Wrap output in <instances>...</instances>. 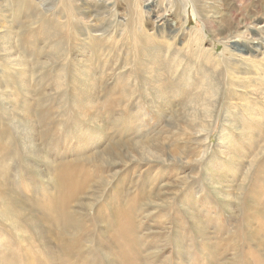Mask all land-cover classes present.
I'll return each mask as SVG.
<instances>
[{
    "label": "rangeland",
    "instance_id": "rangeland-1",
    "mask_svg": "<svg viewBox=\"0 0 264 264\" xmlns=\"http://www.w3.org/2000/svg\"><path fill=\"white\" fill-rule=\"evenodd\" d=\"M11 1L0 0V264H26V259L35 257L36 262L51 264L45 257L48 248L57 254L55 264L64 261L114 264L113 260L118 263L116 259L121 260L124 256L122 250L131 253L129 247H118L123 241L135 245L132 249L139 254L136 258L152 257L158 260V264H264V208L254 203L256 191L264 195V187L258 183L262 174L253 167L249 170L254 156L262 160L264 152L260 147L255 149L252 140L259 133L252 132L253 127L247 124L251 112L242 113L238 107L239 118L228 125L229 129H225L220 139L227 103L223 94L203 161L195 163L193 154L187 149L186 155L169 151V162L174 159L175 164L169 167L173 171L168 178L160 182V186L167 184L162 189L165 194L160 198L163 205L159 212L141 215L132 207L130 198L125 203L123 200L126 183L135 179L132 176L134 171L106 170L104 136L107 127L113 128L109 134L115 138V143L133 136L130 131L151 138L166 124L167 129L174 132L172 117L169 115L163 119L162 125L156 122V116L150 126L130 127L129 134L120 138L116 126L109 125L105 108L103 111V96L94 103L102 107L101 112L92 111L86 91L78 94L81 88L72 85V74L76 73L72 63L66 67L65 73L62 72L67 87L64 83L59 84L62 80L59 79L53 39L57 35L56 24L69 22L68 8L85 16L95 13L82 22L92 21L93 29L102 28L101 32L121 35L125 29H133L137 16L148 14L150 3L147 0H107L110 4L108 10V6H96L92 0H24L29 5L27 10L24 4H17V0L16 3ZM260 6L249 7L243 15L237 16L234 27L240 31L242 25L251 26L255 17H264V5ZM109 12L116 13V16H109ZM183 16L189 20L190 28L202 27L192 6L183 12ZM42 22L53 27L44 29ZM149 22L153 25L152 17ZM170 23L175 27L177 18H170ZM27 29L29 33L37 32L22 38L21 32ZM100 30L93 37L102 34ZM43 32H47L46 35ZM79 32L81 29L75 30L76 34ZM261 35L264 42V34ZM208 36L216 52L221 54L223 45L211 34ZM93 37L90 42L78 37L66 44L67 58L74 56L83 60L82 66H76V69L84 68L83 64L89 68V62L96 63L88 44ZM250 38V45H256ZM49 40L52 41L49 43ZM237 41L232 49L235 53L245 54L249 42ZM109 60L98 63L96 71H90L88 78L93 84L109 82L116 87L118 80L117 75L112 76L113 69L128 66L126 73H134L137 68L118 59L110 63ZM136 79L133 75L131 82H127L131 84L132 92L138 89ZM248 99L255 98L246 97L247 101L242 104L252 106ZM143 100L137 95L129 108L126 107L127 112L122 113L117 107L116 116L128 119L131 112L138 113L139 117L145 111L151 114L149 100ZM194 101L186 102V119L190 124L195 119V109L198 113L203 109ZM174 107L179 109L176 102ZM150 118L148 116V122ZM186 132L190 131L186 129ZM116 173L122 178L108 188L107 181ZM251 208L256 211L253 213ZM68 246L73 249L63 254L61 250Z\"/></svg>",
    "mask_w": 264,
    "mask_h": 264
},
{
    "label": "bare ground",
    "instance_id": "bare-ground-1",
    "mask_svg": "<svg viewBox=\"0 0 264 264\" xmlns=\"http://www.w3.org/2000/svg\"><path fill=\"white\" fill-rule=\"evenodd\" d=\"M17 1L19 5L22 4L23 6L24 4L25 8L29 6L24 0ZM13 2L16 3V0ZM92 3L96 6L105 7L109 4L107 0H92ZM139 3L141 4V2ZM147 3H150L148 14L146 12L143 13L141 17L137 16L134 19L136 25H132L134 26L133 29H125L121 35L115 33L111 34L110 31L101 32L100 29L102 28L93 29V24H90L92 21L82 22L84 19L89 20L88 18H91L95 13L85 16L81 14L82 12L80 15L73 11V8H68L67 18L69 22L67 24H56V39H53L54 45L51 43V45L56 48L58 55L56 64L59 68L57 69L60 71L59 79L62 80L59 84H65L64 74H62V72L68 65L71 66L72 63L71 67L76 71V73L70 71L75 73L72 74V85L81 88L78 94L83 93L82 90L86 91V99L92 111L101 112L102 107L98 105L95 106L94 103L103 96V100L105 101L103 111L105 108L107 112V114H104L109 118V125L116 126L119 130L121 134L119 136L120 138L129 134L127 130L130 127L146 128L150 126V123L155 122L156 116L158 117L156 121L158 124H162L163 119L167 118L169 115L172 117L176 128L174 132L173 129H167V124H162V129L158 128L159 130L154 132L151 138L145 135H136L137 133L132 134L130 131V135L133 136L128 137L125 141L120 140L118 143H115V138H112L109 134L113 131V128L107 127L104 136L107 144L105 153L106 170L109 172L110 170L120 168L127 169L126 171L124 170L125 173L130 169L134 171L132 176H135V179L132 180L131 183H126L124 187L125 197L123 200L125 203L130 198L132 207L137 208V211H139L141 215H151L154 211L159 212L163 205V203L160 202L162 200L160 198L163 196L162 194H165L162 189L167 184L160 186V182L168 178L170 172L173 171L169 167L171 164H175L174 159L169 162L171 158V156H167L169 151L172 152L174 150L173 152H179V154L184 153L186 155L187 149L188 152L193 154L195 163L200 164L201 161H203V157L207 154L208 143L210 142L209 133L213 128V123L223 94L227 103L224 109L223 127L220 139L222 134L226 132L225 129H229L228 125L232 123V121L234 123V120L239 118L238 107H240L242 113H244V111L252 113L250 123L247 124L253 127L252 129H254V131L252 132L259 133V135L252 138L256 144L255 149L260 147L264 152V42L261 35L264 34V25H262L264 17H253L252 25H242L240 31L234 27L237 16L243 15L249 7L253 8L256 6L258 7V5H264V0H147ZM19 5H17V7ZM143 6L141 7L143 8ZM189 6H192L194 9L196 17H198L202 24L201 28L192 26V28H190L189 20L184 19L183 12H187ZM32 8L33 7H30V9ZM109 8L110 6L107 7L108 10H110ZM251 10L252 9H250V11ZM9 12H11V10ZM24 12L26 14V11ZM18 13L20 14V12ZM89 13L91 12L89 11ZM261 13L263 14V11ZM115 14L114 12H109L108 15L116 16ZM149 17L153 18V25H150ZM170 18H177L178 23L175 27L171 25ZM12 20H14V18ZM70 22H76V24H70ZM29 24L31 25V23ZM45 24L44 22L41 23V27L45 26L44 29H46V27H53L51 26L52 24ZM99 27H101V25ZM14 28L16 29V27ZM78 29H81V32L76 34L75 30ZM99 30L102 34L93 37V34L96 35L97 33L95 32H99ZM35 32L29 33L28 29L24 30L21 32V37L23 38L26 34L33 36L36 34ZM44 33L47 32H43V34ZM208 33L213 36L214 40L223 45L224 49L221 54L216 52L215 45L208 39L210 37ZM250 36L255 40L253 42H255L256 45H250ZM78 37H83V39L88 42H90V38L93 37L91 43H86H88L89 47L92 49V54L96 59V63L89 62V68H87V64H83L86 69H76L78 66H82V59H78L74 56L72 57L70 54V58H67L66 55V44L73 42ZM46 38L47 40L49 39L48 37ZM240 39L244 40L246 43L249 42L246 45L245 54L240 52L235 53L236 51L232 49L233 43L238 42L237 40ZM50 41L52 40H49V43ZM80 42L84 43L82 40ZM118 48L119 50H116ZM259 48H261V51ZM105 59H111L109 63L118 59V61H121V63L125 65L129 64L131 66H137V68L135 67L134 73L132 71L126 73L127 71L125 70H127L128 66L120 67L119 70L113 69L114 73L111 72L113 74L112 76L117 75L116 77L118 80L116 87L111 86L109 82H107V84L103 82V85H101V83L98 85L93 84L88 77L92 71H96L95 67L97 64L104 63ZM124 59H126V61ZM76 60H78L77 63L75 62ZM88 61L90 60L88 59ZM23 63L25 62H22V64ZM19 66H21V63H19ZM79 70H82V72ZM133 75L137 77L138 89L132 92L130 90L131 84L129 85L127 82L131 80ZM65 85L67 87V84ZM61 87L60 89H62ZM62 90H64V88ZM137 95L141 100H149L148 102L153 112L149 114L145 111L143 115L141 114L142 116L140 115L141 117L138 116V113L131 112L128 119H123L122 116L117 117L115 113L116 108L118 107L121 109L122 113L127 112L129 104L137 99ZM246 97L255 98L248 99V102H251L252 106L242 104V102L247 101ZM191 100H195L198 104L200 103L203 109L200 110L199 113L195 109L193 114L195 119L190 124L186 119V110L188 108H186V102ZM139 102L141 104V101ZM175 102L179 106L178 110L174 107ZM153 104L154 108L152 107ZM127 106L128 108H126ZM148 116H151L149 122L147 119ZM186 129L190 132H186ZM243 135H245V133ZM258 141L260 142L257 145ZM226 155L229 156L230 152H226ZM262 158V160H258L256 156H254L249 170L253 167L257 173L262 174V176L259 177L258 183L261 187H264V157ZM144 162H146V164H144ZM65 170L69 172L68 167H65ZM113 176V178L107 181L108 188H111L114 182L122 178L117 176V173ZM255 195L254 203L264 208V199L262 197L264 195H261V192L259 193L258 191H256ZM253 209L254 208H251L250 210L254 213L256 210ZM260 220L262 222V219ZM47 246H49V244ZM118 247L121 249L129 247L131 253L127 249L122 250L124 252V256L121 259L122 261L116 259L118 261V263H116L113 260L114 264H158V260L152 257L139 256V258H136L139 254L133 250L135 248L134 244L123 241ZM72 249V246H68L61 251L65 254ZM39 251L40 250H38V252ZM45 255L46 261L48 259L52 262L51 264H55V256H57V254L52 248H48ZM34 259L36 260L37 257L26 259V264H44V261L37 260L36 262ZM59 264H71V262L64 261Z\"/></svg>",
    "mask_w": 264,
    "mask_h": 264
}]
</instances>
